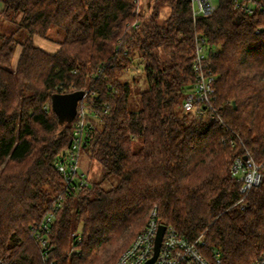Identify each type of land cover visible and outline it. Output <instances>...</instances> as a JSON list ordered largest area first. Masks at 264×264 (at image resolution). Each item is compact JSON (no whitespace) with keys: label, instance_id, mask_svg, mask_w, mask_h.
<instances>
[{"label":"trees","instance_id":"16d2710c","mask_svg":"<svg viewBox=\"0 0 264 264\" xmlns=\"http://www.w3.org/2000/svg\"><path fill=\"white\" fill-rule=\"evenodd\" d=\"M0 1V21L28 34L14 69V34L0 36V264H115L153 209L186 240L203 237L209 261L212 250L220 264H251L264 253L263 15L235 10L234 0H218L211 17L195 20L191 0H146L149 20L137 11L140 0ZM52 27L64 39L48 54L33 38ZM197 35L208 44L224 127L182 111ZM137 70L146 88L134 112L130 85L120 78ZM83 90L96 94L97 111L110 105L83 149L103 174L65 198L44 262L32 228L64 191L55 162L73 131L59 124L51 96ZM245 151L262 181L241 211L231 165Z\"/></svg>","mask_w":264,"mask_h":264},{"label":"built area","instance_id":"2783aa9c","mask_svg":"<svg viewBox=\"0 0 264 264\" xmlns=\"http://www.w3.org/2000/svg\"><path fill=\"white\" fill-rule=\"evenodd\" d=\"M217 1L191 0L193 19L211 17L217 8ZM233 2L234 9L246 15L251 16L259 13L264 16L263 3L252 0H234ZM258 32L260 29L257 30ZM208 57V44L204 38L197 35L194 41L191 65L194 82L191 90L185 95L182 111L197 117L209 116L211 119H216L221 127H224V122L214 103L216 77L211 72ZM58 89H61V86ZM82 92L84 93L83 98L77 103L75 117L70 123L73 126V131L69 149L55 162L56 172L64 182V191L54 202L52 210L32 228V237L41 251V258L44 262L49 260L51 229L56 213L63 208L65 198L76 195L91 186L90 181L80 168V154L87 145V140L96 125L110 111L108 103H103L101 111H97L94 107L96 94L90 90ZM43 110L48 112L50 106L45 105ZM231 175L240 183L241 198L235 206L243 211L245 197L262 181L261 166L255 162L250 152L245 151L243 156L233 161ZM161 225L165 226V231L158 254L152 264H220L219 251L212 250V261H209L201 252L204 245L203 237L194 241L186 240L175 228L159 221L156 209L150 211L145 227L135 236L130 246L119 255L115 264H146L155 254V239ZM251 264H264V253Z\"/></svg>","mask_w":264,"mask_h":264},{"label":"rangeland","instance_id":"374dc122","mask_svg":"<svg viewBox=\"0 0 264 264\" xmlns=\"http://www.w3.org/2000/svg\"><path fill=\"white\" fill-rule=\"evenodd\" d=\"M146 3H147L146 0H140V5L138 6L137 11H140L141 8V12L144 14V18L149 20L153 14L151 10L152 5H146ZM2 9H3V4L0 1V12L2 11ZM167 12H168L167 8L164 7L161 9V14L163 17L166 16ZM19 19L20 16L17 17L16 22H18ZM12 34H14L15 40L17 42V46L11 61L12 69H14L16 67L18 54L21 49V44L26 40L28 34L26 33L25 30L18 29L15 23L9 22L7 20L0 21V36L9 37ZM63 39H64L63 31L57 27H52L48 31L45 38L34 37L33 44L42 51L48 52L46 50H53L55 47L58 46L59 42H61ZM49 52L51 54L54 53V51H49ZM139 63H140V59L136 58L134 60V64L138 68L141 67ZM120 79L122 82H127L130 85V96L128 103L129 109L134 112L138 111L141 107L140 93L143 92L146 88L144 75L140 73L139 70L135 72L129 71L126 74H124V76H122ZM80 168L90 182L99 181L103 174L101 166L96 162L90 161L84 150H82L80 154ZM105 187H108V185H105Z\"/></svg>","mask_w":264,"mask_h":264},{"label":"water","instance_id":"95a60500","mask_svg":"<svg viewBox=\"0 0 264 264\" xmlns=\"http://www.w3.org/2000/svg\"><path fill=\"white\" fill-rule=\"evenodd\" d=\"M84 93L77 91L70 94L64 95H52L51 96V108L58 117L59 124L69 125L75 117L77 103L83 98ZM165 231V226H159L158 233L155 239V254L146 264H152L155 260L161 240Z\"/></svg>","mask_w":264,"mask_h":264},{"label":"crops","instance_id":"0c3cea01","mask_svg":"<svg viewBox=\"0 0 264 264\" xmlns=\"http://www.w3.org/2000/svg\"><path fill=\"white\" fill-rule=\"evenodd\" d=\"M58 50V46L57 47H55L53 50H46V51H48V52H46V53H50L49 51H54V53L56 52ZM20 51H21V49H20ZM51 54V53H50ZM19 55H20V52H19V54H18V58H19ZM17 61H18V59H17ZM17 64V63H16Z\"/></svg>","mask_w":264,"mask_h":264}]
</instances>
